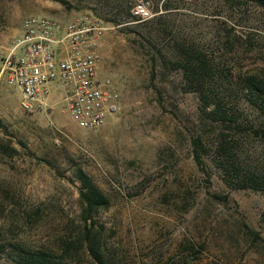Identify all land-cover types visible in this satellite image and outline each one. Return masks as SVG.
Here are the masks:
<instances>
[{
  "label": "rangeland",
  "instance_id": "374dc122",
  "mask_svg": "<svg viewBox=\"0 0 264 264\" xmlns=\"http://www.w3.org/2000/svg\"><path fill=\"white\" fill-rule=\"evenodd\" d=\"M63 1L0 0V66L25 18L91 14L119 111L81 130L58 95L26 113L0 80V264L37 249L98 264L80 172L110 203L93 214L105 264H264V8L147 0L137 22V0Z\"/></svg>",
  "mask_w": 264,
  "mask_h": 264
},
{
  "label": "built area",
  "instance_id": "2783aa9c",
  "mask_svg": "<svg viewBox=\"0 0 264 264\" xmlns=\"http://www.w3.org/2000/svg\"><path fill=\"white\" fill-rule=\"evenodd\" d=\"M131 14L137 22L153 16L147 0H137ZM106 30L88 13L68 21L29 16L2 60L0 80L20 90L19 106L26 113L54 106L53 93L78 129H99L118 113L120 101L118 88L101 67Z\"/></svg>",
  "mask_w": 264,
  "mask_h": 264
},
{
  "label": "trees",
  "instance_id": "16d2710c",
  "mask_svg": "<svg viewBox=\"0 0 264 264\" xmlns=\"http://www.w3.org/2000/svg\"><path fill=\"white\" fill-rule=\"evenodd\" d=\"M54 1L60 2L61 4H66L65 1L63 0H54ZM244 1L252 2L264 8V0H244ZM130 16L134 18L132 14ZM79 179L81 181L79 199L82 203V213L85 217V223L83 228H84V238H86L87 240V249L89 251L90 256L93 258V260L96 263L105 264L103 255L92 237L93 230L95 228L93 214L101 209L108 208L110 203L108 198L103 194V192L94 183H91L90 179L84 173L82 172L79 173ZM188 258L186 259V262H188ZM20 264H68V263H66L61 256H57L55 253H53L50 250L37 249L35 251H28L26 253V256L24 257V261H21Z\"/></svg>",
  "mask_w": 264,
  "mask_h": 264
}]
</instances>
